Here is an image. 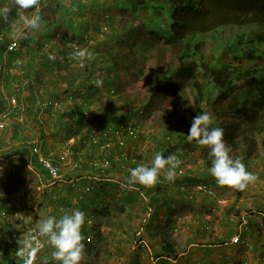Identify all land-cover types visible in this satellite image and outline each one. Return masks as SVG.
<instances>
[{"label": "trees", "instance_id": "obj_1", "mask_svg": "<svg viewBox=\"0 0 264 264\" xmlns=\"http://www.w3.org/2000/svg\"><path fill=\"white\" fill-rule=\"evenodd\" d=\"M7 1L9 0H0V6ZM112 1L119 2L118 12L121 15H127V19L137 22V27L133 30L129 25L121 26L123 38L116 37L115 30L110 32V35L113 33L114 38L116 37L119 41L120 46L128 43V51L124 56L122 55L124 58L119 56L120 59L117 57V60L115 55L112 56L111 49L100 53L96 46L93 45L91 48L87 46V51L90 50L94 58L90 59L83 67L69 58L70 64L67 66L69 68L65 72L66 88L63 90L66 95L65 101L71 102L70 105L75 106L70 108L69 121L62 122L61 127L67 129L70 136L78 137L76 143L72 144V155L74 160L85 166L87 180L82 179L79 183H82L81 187H84L85 184L89 189L77 204L78 207L81 205V211L84 210L86 221H90L89 224L85 223L83 228L88 229L98 239L103 237L105 239L106 233L113 238L114 235L117 236L116 232H130L129 241L137 246L136 250L140 251L139 244H145L150 259L158 260L154 264H163L167 260H176L178 253L184 251L176 241L181 235L179 232L181 224L178 222L182 212L189 211L190 214L193 212V208L198 205L197 208L207 210L208 215H214L216 209L223 207V217L219 218V220H223L221 229L224 227L229 236L233 232H240L246 245L229 244L227 235L223 233L215 238L216 242L215 240L209 242V238L205 239L202 232H210V223L197 215L189 216V223L186 225L189 226L191 234L182 237L187 240L203 242L199 244V249L203 248L205 255L216 250L214 248L218 249L229 245L239 246V249L247 248L254 253L264 249V240H261L264 239V211L250 206L246 210L243 208L235 210L234 218L229 217L231 207L216 205L213 199L197 192L195 187L198 184H206L213 188L212 184L208 182L209 180L206 179L212 176L209 172L212 157L210 148L200 146L195 141L189 142L187 139L193 117L203 112H210L214 121L212 126L223 128L224 139L231 147V153L239 152L240 160L245 166L248 159L256 152L254 135L257 133L262 135L260 145L264 169V50H262L264 48V0ZM92 2L90 3H97L96 0ZM72 4L66 5L61 0H40L38 9L41 16L40 27L38 30L26 28L27 35L23 39L15 37L16 30L11 23L18 19L19 10L17 7L11 8L9 22L6 23L0 19V66H2L0 68V111L5 108L8 99L13 98L17 104L21 103L20 93L25 90L24 86L29 88L30 97L39 98L32 92L33 83L30 84L28 78L33 76L35 79H42L36 76L35 65L44 61L43 53H48L49 48L56 44L54 40L47 42L48 29L55 28L50 25V17L58 12L77 8L79 11L73 13L66 21V25H68L65 26L66 29H75L77 24L85 21L83 16L76 17L81 12L82 6L85 5L83 1L73 0ZM45 8H49V12ZM33 11L35 14L37 10L33 9ZM156 23H159L158 27ZM228 26L238 28L239 34H236L232 41L227 42L222 37L224 33L217 30ZM135 30L133 39H129V34ZM214 31H217L216 36L209 35ZM83 35L84 32H81L80 36H74L75 40L79 38V42L87 45V39ZM35 36L39 38L37 42L34 40ZM210 38L213 39V46L207 54L203 55L201 51L204 40ZM152 39L161 41L160 51L162 54L168 52L169 56L175 60L176 65L171 67L168 63L169 66L163 76L154 72L146 78V100L141 112L145 118H148L155 111L163 96L176 93L178 96L174 105L178 106L174 110L177 113L170 115L161 112L158 126L154 130L142 131L140 126L137 127L136 124L131 123L135 130L134 136L125 137L123 146L116 143L115 130L130 121L124 120L123 117L119 118V116L109 118L107 121L109 123L102 126L99 134H95L96 143L88 142L89 134L97 131L99 123L93 117H86L84 103L74 99L73 94L69 91L70 88L77 84L84 89H90L91 81L96 77L94 69L97 67H100L101 70L100 77L109 80V83H112V80L107 75L115 69L118 71L132 69L135 75L141 74L142 70L136 64L145 60V56L147 57L150 53L146 54L147 50L150 51ZM12 40L16 41L17 47L15 50L9 51L7 45ZM71 41L70 38L62 41L65 44L58 55H65L66 50L68 53L74 51ZM79 48L83 49V46H79ZM51 51L54 54L53 50ZM215 54L217 55L215 56ZM49 61L53 60L48 58L46 65ZM131 62L132 65L129 64ZM120 64L125 65L123 67ZM74 66L77 69L71 70L70 68ZM10 68L19 69L16 74L18 79L10 73ZM12 79L20 80L21 84L18 82L13 87L10 86L9 83ZM78 81H82L83 84ZM189 94L190 100L188 99ZM40 99L43 101L45 96ZM54 100L59 103V107L62 105L61 100L56 98ZM41 103L39 109H41ZM113 105L108 104V107H113ZM59 107L50 105V110L56 113L60 110ZM115 112L118 111L115 110ZM60 114H55V116L61 122ZM113 119L117 122L112 121ZM36 125L37 133L42 134L41 124L38 120ZM80 129L86 133L83 134ZM80 133L81 135H79ZM21 134L22 137H18L19 141L33 139L15 126L12 137ZM39 139L41 140V136ZM181 145L187 146L190 150L197 147L196 149L200 151L198 159L200 163L202 162V170L195 162L193 167L189 168L186 164L188 152L182 154L178 151ZM40 147L42 155L50 152V149L45 150L44 143H41ZM13 149H15L14 154L20 155L22 160L31 157L37 163L36 157L21 147ZM157 152L162 153L165 157L169 154H176L182 161L180 165V168L183 169L182 173H178L174 182L166 181L161 176L162 182L155 186L147 187L137 183L129 188L127 186L130 177L129 169L140 164L151 166ZM57 153L58 151L54 152L53 156ZM78 167L74 170L75 175L78 174L76 172ZM262 176L264 178V170ZM251 193L257 197L256 191ZM251 193L249 195L255 201ZM2 209L6 220L3 222L4 226L0 228V234L6 240H2V236H0V261L2 260L4 264H15V262L23 264V260L19 257L17 260H15L16 257L12 260L13 246L9 238L11 235L15 236V229H17L12 226L13 210L3 207ZM198 211L195 210L193 213H198ZM44 212L47 215H54L52 212ZM161 215L165 216L163 220L160 218ZM58 216L60 217L57 214V218ZM119 217L121 218L119 219ZM132 219L139 221L137 228L129 225ZM9 228L12 229L10 232ZM105 228L109 230L106 232ZM138 231L140 233L136 236ZM23 235L25 234L22 231L19 239H23ZM29 235H32L30 231ZM202 244H207L205 245L207 249ZM85 245L87 256L91 251L99 253V248L93 250L90 243ZM97 257L99 258L98 254Z\"/></svg>", "mask_w": 264, "mask_h": 264}, {"label": "rangeland", "instance_id": "obj_2", "mask_svg": "<svg viewBox=\"0 0 264 264\" xmlns=\"http://www.w3.org/2000/svg\"><path fill=\"white\" fill-rule=\"evenodd\" d=\"M62 1L66 5L73 3L72 0H61V2ZM82 1L84 4L88 2L89 3L83 5L81 12L76 16H83L85 18V21L83 20L80 24H77V28L66 29L65 27L68 26L66 25V21L68 20V18L73 13H77L79 11V9L77 8L69 9L66 12H58L57 14L50 17V25L55 28L48 29L49 33L47 42L49 40H54L56 44H51L52 47L49 48L50 50L48 49L49 52L43 53V55H45V60L40 61L35 65V74L38 78L42 79H35L33 76L28 78L25 76V78H28V80H30V84L33 83L32 92L35 93V95L39 98L36 99L34 96L33 98L30 97L29 88L24 86L25 90L20 93V102L22 103L20 104L22 106V111L19 118L16 120L12 119L11 121L14 122V124L7 125L6 129H0V169H2L0 170V228L4 226L3 222L6 220V218L2 217L1 215V210H3L2 207L4 209H12V226L17 227V229H15V236H12L10 234L11 236L9 238L12 241L13 246L12 260L15 257V260H17V256H15L14 254L18 248L17 241L19 240L21 232L23 231V233L25 234L22 237L30 236L29 231L32 235H35L37 232L36 223L33 221L35 210L37 214L44 212L41 208L42 204L44 201H47V198L53 195L52 193H55L56 195L62 194L60 196L62 200L60 201L65 204L66 210L73 208H78L81 210V205L78 207L77 204H72L73 202H70L66 198L68 189L67 181L72 177H74V179H77L78 182H80L82 179H84L85 181L87 180V172L83 164H79L78 171H76L78 173L77 175L74 174L75 171L70 170L69 167H65L63 170L62 180L53 183L47 180L44 171L35 162H29L33 164L34 167H36V169L38 170V172L33 175L31 171L26 169L24 162L28 166L30 165L26 161H23L20 156L14 154L15 149L13 148H19L20 142L22 141H19L20 138L18 137H22V134L13 138L12 131L14 130L15 126H17L23 131V133L27 134L29 137L31 136L34 140L36 139L38 143L40 141L43 142L46 145L45 150L50 149L49 151L53 152L59 151L67 155L69 159L73 158L72 144L76 143L75 141L78 140V137L70 136L68 133L69 131L61 127L62 122L69 121L68 119L71 115L70 108H73L75 106L70 105L71 102L69 103L68 101H65L66 95L63 92V90H65L66 88L65 72L69 68L67 66L70 64V62H68L70 59L67 50L65 51V55H58L59 51L63 49V44H65L62 41H64L66 38H70L72 39L71 44L83 46V49H86L87 46L91 48L94 45L99 48L100 53H105L109 49H111L112 56L115 55L116 59L117 57L118 59H120L119 56H124L126 54V51H128L129 46L128 43L124 46H120L119 41L116 39V37H124V35L121 34V26L129 25L131 26L132 30L137 27L136 21H131L126 18L127 15H121V13L118 12L120 7L118 1L114 2L112 0H96V4H92L93 0ZM5 6L16 8V6L13 4V0L4 2L0 6V9ZM45 10L49 12V8H45ZM34 11L33 9H31L26 12L25 15L30 17L34 14ZM158 25L159 23H156L157 27ZM18 27L26 32V28L23 26L22 22H20ZM237 29L238 28H235L233 26H228L218 29L217 31H222L224 33L222 37L225 41L228 42L232 41L233 37L236 34H239V31ZM113 30H115V38L113 36V33H111L110 35V32H112ZM217 31L211 32L209 33V35L211 34L213 36H216ZM81 32H84L83 36L85 39H87V45H85V43L79 42V38H76L78 42L75 40L74 36H80ZM134 33H136V30L129 34V39H133ZM37 39H39L38 36H35L34 40H36V42ZM40 39H42V37H40ZM212 40V38L204 40L203 49L201 51L203 55L207 54L208 50L212 48ZM150 44V51L147 50L146 54H148L149 52L150 53L147 55V57L145 56V60L141 61V63L136 64L138 68L142 70L141 74L135 75L132 69H130L129 71H118L115 69L107 75L112 80V83H109V80L100 77L102 75L100 72L101 70L100 67H97L94 69V74L96 76L95 78L99 77L103 80L102 87L98 88L92 84L90 89H84L80 85L76 84L74 87L70 88L69 91L73 94L74 99H76V101L79 100L78 102L80 103H84V114L86 115V117H93V119L97 123H99L95 134H99L102 126L109 123L107 122L109 118H114L117 116H119V118L123 117L124 120H128L130 121V123L136 124L137 127L140 126L142 131H148L150 129L154 130L155 128H157L161 112L170 115H173V113H177V111L175 112L174 110V108L178 106L174 105L178 96V94L176 93L169 96H163V98L158 102L155 111L148 118H145L144 114L141 112L143 103L146 100V78L154 72H157L160 76H163L166 68H168L169 66L168 63L171 65V67H173V65H176L175 60H173V58L169 56L170 54L168 52L162 54V52L160 51L161 41H155L152 39ZM51 50H53L55 56L59 57H57L53 61H49L46 65L49 54H52ZM262 50H264V48H262ZM88 52L90 53V50ZM216 55L217 54H215V56ZM123 56L122 58H124ZM89 60L90 59H86L84 64H87ZM125 64L120 65L124 67ZM129 64L132 65L133 63L131 62ZM70 69L75 70L77 68L74 66ZM18 70L19 69L10 68V73L14 74V76L16 77V74H18ZM16 78L18 79V77ZM10 82V86L13 87V85H15L16 83H20V80L12 79ZM78 82L80 84H83L82 81ZM42 96H45V99L43 101H46V99L49 100L51 98L61 100L60 102L62 105H60L59 107L60 110L58 109L59 111L55 113L50 109L45 111L39 109L40 103L43 102L40 99L42 98ZM188 99L190 100V94ZM108 104L114 105L113 107H108ZM133 105L134 107H132ZM115 110H117L118 112H115ZM137 110H139V112H137ZM52 112L53 114L51 115ZM54 113L57 115L62 113L60 114L62 118L61 122L56 118ZM37 120L41 124L40 131L42 134H39L36 131V128H38L36 125ZM112 121L117 122L114 119ZM80 132H82L83 134L86 133V131L81 129ZM79 135H81V133ZM40 136L41 140L39 139ZM254 139L256 141V152L251 158L248 159L246 170L257 175L258 179L255 181V183L250 184L245 190L240 191L234 188H228L226 186H219L216 181H214L215 178L213 176L206 178L209 180L208 182L212 184L216 196L218 198L227 200V203L224 205V207L232 208L231 211H229V217L234 218L233 215L235 210L239 208H243L244 210H246L250 206H254L257 209L260 208L262 211H264V178L262 176L264 169L261 159L262 148L260 145L262 135L257 133L254 135ZM196 148L190 150L187 146L181 145L178 151L182 154L188 152L186 164L189 166V168H192L193 163L195 162L198 165V168L202 170V162L200 163V160L198 159L200 151H198V149ZM230 155L233 158L240 159L239 152L230 153ZM252 191H256L257 197L256 195L251 193ZM250 193L255 201L251 199L249 195ZM60 197H58L57 200H59ZM49 202L50 205H55L53 200ZM253 202L255 203L253 204ZM216 205L214 204V206ZM197 206L193 208V212L195 210H199L198 213L192 212L189 214V211L186 213L182 212L179 217V224H181L179 232L181 235L176 241L178 242L177 244L179 245V247L184 251L178 253L176 260H167L163 264H264V249H260L259 251L254 253L247 248L239 249V246L234 247L229 245L218 248L212 251V253H207V255H205L203 252V248L202 250L199 249V244L203 242H200V240L194 241L183 238L182 236H188L189 234H191V232L189 231V226L186 225L189 221V216L197 215V217H203L210 223V232H202V234L205 235V239L209 238V242H213L215 238H217V236H219L221 233L227 235V238L229 239V235L225 231V228L223 227L221 229L223 220H219L220 217H223V207L216 209L214 215H208L207 210L205 211L202 208H197ZM53 216L57 217V214H54ZM120 218L121 217H119V219ZM33 223L35 224L33 225ZM138 224L139 221L137 219H132L129 223V225H131L133 228H137ZM11 230L12 229L9 228L8 231L10 232ZM108 230V228H105L106 232ZM139 233L140 231L136 233V236H138ZM116 235L117 236L114 235L113 238L106 235L105 239L103 237L102 239L100 238L98 241L91 243V245L93 246V250H98L97 248L100 249L99 253H97L99 258H97V260H95V258L93 259V253L97 251H91L87 256L85 264H154L158 261L151 260L148 251L142 252L136 250V245L132 244L130 241L126 242V240H119L126 234H122V232H116ZM0 236L2 235L0 234ZM88 237L91 238V235H88ZM1 239L6 240L5 238H3V236L1 237ZM13 240L15 241L13 242ZM261 240L264 239L262 238ZM216 241L217 240H215V242ZM202 245L205 246L207 244ZM232 247L236 248L234 249L235 253L232 257H229V254L231 252L230 250H233ZM51 251H53L52 248H50V250L48 248H45V251L43 253L42 251L38 253L36 264H39V258L42 257L43 254L46 253V255L50 256ZM197 252L199 253L198 255L196 254ZM260 258H262L261 261ZM83 261L81 262V264H83ZM0 264L4 263L1 261Z\"/></svg>", "mask_w": 264, "mask_h": 264}, {"label": "clouds", "instance_id": "obj_3", "mask_svg": "<svg viewBox=\"0 0 264 264\" xmlns=\"http://www.w3.org/2000/svg\"><path fill=\"white\" fill-rule=\"evenodd\" d=\"M13 4L18 8L19 11L17 13L18 20L11 22L12 27L16 30L15 37L18 39H23L26 38L27 34L23 31V29L18 27L20 22L23 23V26L25 28L30 30H38L40 27L41 16L39 15L38 11L40 0H13ZM31 9H36V13L31 15L30 17L25 15V13ZM10 14L11 8L9 6H5L0 9V19H2L6 23L9 22ZM72 45L73 49L74 46H76L77 48H75L74 51L69 53V58L73 61L78 62L81 67L84 66V62L86 59L94 58L87 51V49H81L77 45ZM49 59L55 60L56 56L50 53ZM91 83L98 88L103 86V80L99 77L95 78L93 81H91ZM12 124H14V122L11 121V123H8L7 125ZM212 124L213 116L210 112H203L197 114L192 119L189 133L187 134V139L189 142L195 141L200 146H207L208 148H210L212 160L209 172L215 178V181L219 186H226L228 188H234L243 191L250 184L255 183L258 177L256 174L247 171L245 164L239 158H233L230 155L232 149L228 145L227 141L224 139L225 133L223 128L213 127ZM24 141L20 142L19 147H21L26 152L30 153L29 146L26 144H21ZM34 141L38 143L36 139ZM41 143L43 142L40 141V146ZM50 152L54 154L53 151ZM34 157L36 156L34 155ZM23 160L28 163L35 162V160L31 157L29 159L25 158ZM181 163V159L176 154H170L165 157L162 153L157 152L153 161L151 162V166L140 164L135 168L129 169L130 177L127 181V186L131 188L138 183L140 185L152 187L155 186L157 183L162 182L160 180L161 176L166 181L174 182L178 177L177 169L180 168ZM36 164L39 166L38 163ZM73 179L74 177H72L70 180ZM74 180L81 186L77 179ZM83 186L87 185L84 184ZM211 189L214 191V188ZM52 194L53 195L47 198V201L44 202L50 204L49 201L53 200L55 205H50L51 209L49 212H52L53 214H58L60 215V217L57 218L56 216L47 215L45 212H41V218L38 220L36 225V234L31 236H25L23 239H19L17 241L18 248L15 252V255L23 260V264H36L38 253H40L45 247H51L53 249V251H51L50 253L51 259L49 260L47 257H45L42 261V264H51L52 261H55L57 264H81L83 260V264H85V261L87 260V257H85L87 256L85 244H91V239H93L94 236L88 229L83 228V226L85 225V223L89 224L90 221H86L87 217L85 212L81 211L78 208L67 210L61 209V211L56 210V205L62 203L65 206V204L60 201L62 200L60 197L62 194ZM58 197H60L59 200H57ZM209 198L213 199L219 206H224L227 203L226 202L223 205L218 204L217 200L221 198H218L216 194L214 197ZM67 200L69 199L67 198ZM41 208L43 209V207ZM1 212L4 213V210H1ZM2 217H5V213ZM236 233H239L240 235V232ZM88 235H91V238H89ZM240 238L242 240L244 239L243 237H241V235ZM228 242L230 244L229 239ZM138 248L142 252L148 251L145 244L143 243L139 244ZM44 255H46V253L42 256ZM94 258L95 260H97L98 258L96 253H93V259Z\"/></svg>", "mask_w": 264, "mask_h": 264}, {"label": "built area", "instance_id": "obj_4", "mask_svg": "<svg viewBox=\"0 0 264 264\" xmlns=\"http://www.w3.org/2000/svg\"><path fill=\"white\" fill-rule=\"evenodd\" d=\"M17 47V43L15 40H12L7 45V50L12 51L15 50ZM77 48L74 46V49ZM2 66H0L1 68ZM50 105L53 107H59V103H57L54 99H49L46 101H43L41 103V110H48L51 109ZM22 111L21 104H17L15 99L11 98L6 101L5 108L0 111V129H5L8 123H11V120H16L19 118ZM115 138L116 143L119 146L124 145V138H131L134 136L135 130L132 127L131 123L120 125L117 130H115ZM96 136L95 133H91L88 136V142L90 143H96ZM22 145L26 144L30 148L31 155H35L37 159V163L39 164L40 168L44 171L46 178L50 182H59L62 180L63 170L65 167H69L70 170H76L78 167L79 162L74 160L73 158L69 159L67 155L59 152L55 156H53L52 152H48L46 155H42L40 151V142L36 143L34 140H27L21 143ZM182 168L178 169V173H182ZM67 198L72 201L73 203H78L85 194L88 193V186L81 187L74 179L67 181ZM195 189L200 194H203L207 197H214L215 193L214 191L207 186L206 184H198ZM218 204L223 205L227 201L224 199L217 200ZM43 210L47 211L49 213L50 211V204L47 202H43ZM56 210L61 211V209H66L65 206L62 203H59L55 206ZM1 215L4 216V213L1 212ZM230 243L232 244H240V245H246L244 240L240 238L239 233H233L229 238ZM47 257L49 260L51 259L50 256L44 255L39 258V264H42L43 259ZM51 264H55V261H52Z\"/></svg>", "mask_w": 264, "mask_h": 264}, {"label": "crops", "instance_id": "obj_5", "mask_svg": "<svg viewBox=\"0 0 264 264\" xmlns=\"http://www.w3.org/2000/svg\"><path fill=\"white\" fill-rule=\"evenodd\" d=\"M28 163V162H27ZM30 166H28L25 162H24V165H25V167H26V169L27 170H29V171H31V173L33 174V175H35L36 174V172H38V170L36 169V167H34V165L33 164H31V163H28ZM44 189V188H43ZM36 216V217H35ZM40 217V214H36V210H35V215H34V217H33V221L36 223V225H37V222H38V220L40 219L39 218ZM160 218H161V220H163V218H165V216L164 215H161L160 216ZM180 222V221H179ZM179 222H178V224H179ZM35 223H33V225L35 224ZM188 223H189V221H188ZM122 234H126L124 237L122 236L119 240H126V242L127 241H129V239H130V236H131V234H130V232H125V231H122ZM105 235V234H104ZM106 235H107V233H106ZM108 236H110L109 234H108ZM25 237V236H24ZM23 237V238H24ZM111 237V236H110ZM213 237H215V236H213ZM217 237H219V236H217ZM100 239V238H99ZM97 237H95L94 236V238H93V240H92V243L93 242H95V241H98L99 240ZM109 240V239H108ZM15 240H13V242H14ZM46 248H48L49 250H50V248L51 247H46ZM204 248H206L207 249V246H204ZM211 249H213V247H210ZM219 248H222V247H219ZM214 249H217V248H214ZM232 249L233 250H230L231 252H230V254H229V257H232L233 255H234V253H235V250H234V247H232ZM44 250H45V248L42 250V253L44 252Z\"/></svg>", "mask_w": 264, "mask_h": 264}]
</instances>
